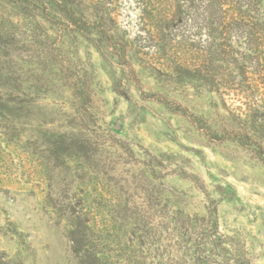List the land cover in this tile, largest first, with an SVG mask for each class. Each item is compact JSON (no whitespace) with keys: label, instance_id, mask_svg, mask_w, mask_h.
<instances>
[{"label":"rangeland","instance_id":"rangeland-1","mask_svg":"<svg viewBox=\"0 0 264 264\" xmlns=\"http://www.w3.org/2000/svg\"><path fill=\"white\" fill-rule=\"evenodd\" d=\"M77 1L84 32L0 0V264H73L47 196L78 193L111 194L140 264H197L203 240L220 264H264V63L246 34L204 19L206 0Z\"/></svg>","mask_w":264,"mask_h":264},{"label":"trees","instance_id":"trees-1","mask_svg":"<svg viewBox=\"0 0 264 264\" xmlns=\"http://www.w3.org/2000/svg\"><path fill=\"white\" fill-rule=\"evenodd\" d=\"M206 1L204 19L211 20L219 27L222 26L225 31L244 32L250 52L254 54L256 67L263 66L264 52L260 41L264 38V26H257L254 22L258 18L255 16L258 15L257 0ZM7 2L23 10L20 12L26 17L44 15L73 31H87L90 25L77 0H7ZM213 31L217 30L213 29ZM107 37L108 41L110 40L105 42L107 50L112 45L111 53L125 57V48L118 42H111V35ZM222 45L228 46L224 43ZM196 65L193 71H203L204 74L197 72L198 74H189L190 76L198 75L206 84L218 83L210 68L204 64ZM262 71L264 74L263 69ZM262 79L264 80V75ZM235 85L239 86V89H250L252 86L250 83ZM47 198L51 207L65 222L66 248L73 264H140L135 251L131 248L130 238L124 237L123 240L121 237L125 235L120 231L124 226L125 218L115 210H105L106 204L111 201V194L99 193L98 198H91L83 193L72 196L60 194L56 199H52L51 196ZM113 198L115 199V194L112 195ZM218 235V231L213 234L215 240H220ZM213 242L214 240L210 243L212 250L215 246ZM207 244L208 242L204 240L200 242V246L198 244L197 264H220L213 260L212 256L216 254L207 249Z\"/></svg>","mask_w":264,"mask_h":264}]
</instances>
